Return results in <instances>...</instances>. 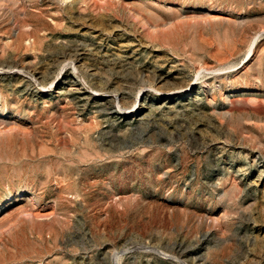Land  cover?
I'll list each match as a JSON object with an SVG mask.
<instances>
[{
    "label": "rangeland",
    "instance_id": "rangeland-1",
    "mask_svg": "<svg viewBox=\"0 0 264 264\" xmlns=\"http://www.w3.org/2000/svg\"><path fill=\"white\" fill-rule=\"evenodd\" d=\"M0 264H264V0H0Z\"/></svg>",
    "mask_w": 264,
    "mask_h": 264
}]
</instances>
